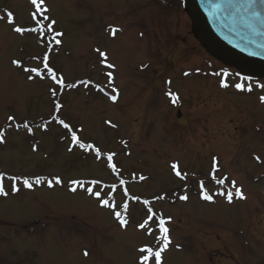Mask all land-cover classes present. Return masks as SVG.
I'll return each mask as SVG.
<instances>
[{"label":"rangeland","instance_id":"rangeland-1","mask_svg":"<svg viewBox=\"0 0 264 264\" xmlns=\"http://www.w3.org/2000/svg\"><path fill=\"white\" fill-rule=\"evenodd\" d=\"M41 8L43 32L31 0H0V264H142L149 254L140 249L162 247L161 219L170 240L161 264H264V105L244 85L234 91L235 71L201 49L181 0H43ZM45 56L64 88L49 80ZM227 70L230 87L220 89ZM109 72L116 104L102 92ZM73 133L103 159L71 146ZM37 177L44 182L23 186ZM57 177L61 186L49 187ZM233 181L244 201L221 198L235 192ZM89 187L111 194L110 206L100 208ZM204 193L214 202L200 200Z\"/></svg>","mask_w":264,"mask_h":264},{"label":"water","instance_id":"water-1","mask_svg":"<svg viewBox=\"0 0 264 264\" xmlns=\"http://www.w3.org/2000/svg\"><path fill=\"white\" fill-rule=\"evenodd\" d=\"M191 31L203 50L249 79L264 78V25L241 0H183Z\"/></svg>","mask_w":264,"mask_h":264},{"label":"snow or ice","instance_id":"snow-or-ice-1","mask_svg":"<svg viewBox=\"0 0 264 264\" xmlns=\"http://www.w3.org/2000/svg\"><path fill=\"white\" fill-rule=\"evenodd\" d=\"M42 3H43V0H31V4L34 5L35 8H36V12L33 13L32 18L40 26L39 30L41 32H43V24L37 19V13H41L42 11H47L46 8H44V9L41 8ZM239 6L244 9V11L248 14V16L252 20L257 21L261 25H264V0H241V3H240ZM48 19L49 18H48L47 15H44L43 16V20L44 21H47ZM9 20L11 21V14H9ZM14 30L17 33H21L23 31H25V29H22V28H19V27L15 28ZM28 30H30V31H36L37 29L33 28V29H28ZM47 30H48V32H52V24L51 23L48 24ZM111 31L114 34L117 31V29L113 28V29H111ZM59 35H61V34L60 33H56L55 34V36H59ZM55 36L53 37V39H55ZM55 43L59 44L60 41L58 39H55ZM96 51L99 52V56L101 57V63L104 64V66H106L108 68L114 67L113 65L106 63V59L107 58H106V54L104 52L99 51V49H97ZM44 60H45V65L44 66L47 69L48 74L52 77L53 81L60 86V88H64L65 87L64 81L62 79H58L56 77V74L52 71V69L48 67V65H47V56H45ZM13 63L15 64L17 62L16 61H13ZM27 71H34V70L29 69ZM37 75H39L38 72H37ZM107 75L109 77V84H111V82H112V74L109 72V73H107ZM186 75H187V73H186ZM83 83L85 85L88 84L87 81H84ZM221 85L224 86V87L227 86L226 84L223 83V81H221ZM71 86H74V85H69V87H71ZM236 88L237 89H241L242 86L240 84H237L236 85ZM113 91L115 92L116 89L113 88ZM55 94H56L55 91H53V95H55ZM166 95H168L170 97V99H171V101H172L173 104H175V103L178 102V97L175 94H173L171 92H168V93H166ZM116 98H117L116 96H111V99L113 101H115ZM260 99H261V102H264V96H261ZM56 107L59 108L60 105L57 104ZM9 119H12V118L9 117ZM61 123L63 124V127L64 128H66V129L69 128V125H67L66 123H63V121H61ZM71 140H72L73 145H77L81 149H84L85 151H87V150L95 151L96 154H97V156L98 157L100 156V152H99L98 149H95L93 147V145H91V144L85 145V144L81 143L79 141L78 137L75 135V133L72 134ZM112 159H113L112 154H109L107 156L108 167L111 168L113 171H117L116 166L112 163ZM258 159L259 158L257 157V160ZM171 167H172L173 170H175L177 168V165L176 164H172ZM213 168L215 169V163L213 164ZM176 175L177 176H180V173L177 171L176 172ZM11 179H13L15 181L18 178H11ZM141 179H143V177H141ZM43 182L44 181L40 177H37L35 180H32V181H30L29 179H23V186L25 188L31 189L33 187V185H40ZM53 182L55 184H60L61 183V180L58 177L55 178L54 181L50 179V180L47 181L48 186L49 187H52ZM71 183L74 186H80V187H83L84 184H85L84 181H75V180L72 181ZM89 183L90 184H96L98 182L97 181H90ZM120 183L123 185L125 183V181L121 180ZM219 183L220 184H223L224 183V180H220ZM232 187L235 189V197L236 198H238V199H245V197H244L241 189L236 186L235 181L232 182ZM112 188H113V190H115V185H113ZM17 190L18 189L16 187V183L13 182V184H12V191H17ZM72 190L75 191L76 188L73 187ZM87 191L90 194H94L95 197L100 201V203H101V205L103 207H109L110 206L109 205V200L111 199V194L109 195V199H101V193L100 192H93V189L91 187L87 188ZM202 192H203V189H202ZM221 194L223 195V193H221ZM0 195H7V193L5 192L4 187H3L2 184H0ZM125 195H127L126 192H125ZM180 198L181 199H187L186 196H182ZM202 198L205 199V200H211L212 199V197L209 196V195H207L206 193L203 194ZM226 199H227V201L229 203L232 202L233 193L231 191H229L227 193ZM144 203L147 205L149 202L148 201H144ZM113 207H114V205H113ZM122 207L126 211L127 210V203H125ZM148 211L151 214V211L152 210L150 208L148 209ZM114 215L119 220L121 226H124L126 224V220L122 218L121 212L117 211V212L114 213ZM151 218H152V216L149 215V219H151ZM146 223H147V221L145 222V224ZM164 223L165 222L163 220H160V222H159V228H160V232H161L162 235L158 239L162 241V247L159 250L155 251V252H153V250L151 248H142V249H140L141 252H147L149 254V255L143 256V258H142V264H146V262L149 259V256H154L155 257L156 264H160V261H161V252L165 248H167L168 245L170 244V240L168 239V235H167L168 229L166 227H164ZM144 226H145L144 224L140 225V227H144ZM84 255L87 256L88 253L85 251Z\"/></svg>","mask_w":264,"mask_h":264},{"label":"bare ground","instance_id":"bare-ground-1","mask_svg":"<svg viewBox=\"0 0 264 264\" xmlns=\"http://www.w3.org/2000/svg\"><path fill=\"white\" fill-rule=\"evenodd\" d=\"M117 103V102H116Z\"/></svg>","mask_w":264,"mask_h":264}]
</instances>
